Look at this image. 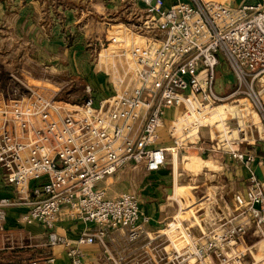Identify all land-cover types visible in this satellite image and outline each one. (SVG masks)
Segmentation results:
<instances>
[{
    "label": "built area",
    "instance_id": "obj_1",
    "mask_svg": "<svg viewBox=\"0 0 264 264\" xmlns=\"http://www.w3.org/2000/svg\"><path fill=\"white\" fill-rule=\"evenodd\" d=\"M141 1V23L109 37L98 52L107 94L88 85L84 102L68 107L54 91L14 83L0 105V167L14 190L0 195V233L9 207L25 205L19 222L44 226L43 244L63 247L70 264H85L95 243L107 264H264V178L256 170L264 156L242 147L256 129L238 101L247 99L264 124V2ZM220 72L233 77L229 92L219 87ZM172 107L183 111L166 142L161 130ZM204 128L218 141L201 145L203 153L243 166L244 190L204 196L151 228L137 194L99 186L128 166L161 170L196 145ZM68 221L97 226L72 240L58 231ZM113 233L126 253L108 252ZM55 261L49 254L31 264Z\"/></svg>",
    "mask_w": 264,
    "mask_h": 264
},
{
    "label": "crops",
    "instance_id": "obj_2",
    "mask_svg": "<svg viewBox=\"0 0 264 264\" xmlns=\"http://www.w3.org/2000/svg\"><path fill=\"white\" fill-rule=\"evenodd\" d=\"M165 1L169 4L178 0ZM224 1H229L228 3L230 4H233L234 2L238 3L236 5L233 4L234 6L241 5V0ZM39 2L40 0H0V31L16 32L15 34H17L24 29L31 30L34 32V36L31 38L34 46H47L48 48H51L58 45V42L54 40L55 31H68L72 28H78L80 30L84 29L89 24V19L86 16L90 13L97 17V25L100 24L104 28L106 25L113 24L111 21H103L106 18H108V20L110 19L107 17L108 15L115 16L117 14H126V12H129L131 7L128 8V6L131 4H133L132 9L137 10V12L144 10V4L141 0H138L135 3H132L131 0H45L44 4L41 5V7H38ZM40 15H46V17L49 15V22L39 24ZM106 27L109 30V26ZM43 31L50 32L51 35H46L45 38L40 39V34L38 32ZM64 39H62L63 44H66ZM20 61L21 57L17 58V56H15L12 59V66L8 70H0V105L7 103L11 98L13 84L10 86L7 85L9 84L10 79H16L15 81L20 82L18 83L19 85L30 86V84L27 83H32L37 78L35 74L12 73V69L14 70V66ZM99 70L100 72L98 71L96 73L98 75L95 76L96 79L97 77L99 78L94 82L95 84L93 83V88L102 94H107L109 92V86L107 84L108 79L104 70ZM5 80H7V84L4 83ZM226 80L227 79H223L224 82H226ZM182 111V107H172L168 109L166 116L167 125L161 130V135L164 141H171L168 135V126L174 118L181 116ZM260 124L259 120H256L254 127L257 129V133L253 132L249 137L248 142L242 144V147H253L259 155L264 156V134L260 133L262 127ZM196 140V145L190 147L186 152L192 151L201 156H214L209 153H203L200 147L201 145L209 146L218 141L213 129H202ZM199 158L201 157L199 156ZM200 160H190L187 162L193 179L191 182L182 183L179 186L181 189L179 191H182L187 187L196 186L198 184L196 181L202 170L204 175L211 174L209 170V161L202 158ZM227 160H229V164H231L230 162H234L229 158H227ZM205 166L207 167L205 168ZM194 167L197 169H194ZM164 168L165 167L159 171L150 172L149 176L152 178H160V172L164 171ZM256 170L260 177L264 178V166H256ZM148 172L149 171L143 165L137 167L128 166L115 175L101 181L99 186L106 188L110 194H116L121 191L135 193L134 190H132L134 187L131 188L130 181L133 178H136L137 181L140 182L137 184V186H139L138 190H141L142 188L143 190L141 191H144L142 197L146 198L148 196ZM226 173L231 176L230 179H234L239 189H245L248 172L243 166L240 165L238 167V165H236L233 167V170L228 168ZM134 181L135 180L133 179L132 182ZM159 182L160 180H158V183ZM158 183L156 182V184H154V189L158 187ZM231 183H233V181L230 182V185ZM172 191V189H169L168 192ZM13 194L14 190L7 182L6 172L0 167V195L12 196ZM137 195L140 198V194ZM163 200L151 199L150 201L146 200L145 202L140 200L143 210L152 218V224L148 225L151 228L159 226L160 222L166 218L162 216V210L164 209L162 207L164 204ZM26 211L27 207L25 205H15L8 209L7 229L5 232L0 233V264H31L32 260L40 259L49 254H54L56 256L55 264H70V259L63 247H51L43 244L46 240L44 226L38 223L25 225L19 222L21 216ZM96 226L97 225L92 222L68 221L61 223L58 226V231L66 235L68 238L75 240L83 231H95ZM126 249L127 244L124 239L116 236L115 233L107 237L108 252L112 254L114 251L126 253ZM106 254L105 248L100 243L88 246L86 248L85 264H107Z\"/></svg>",
    "mask_w": 264,
    "mask_h": 264
},
{
    "label": "rangeland",
    "instance_id": "obj_3",
    "mask_svg": "<svg viewBox=\"0 0 264 264\" xmlns=\"http://www.w3.org/2000/svg\"><path fill=\"white\" fill-rule=\"evenodd\" d=\"M250 1H256V3L264 2V0H241L240 3L244 4ZM44 2L45 0H40L38 7H41ZM233 4L236 5L238 3L234 2ZM128 8H130V10L126 12V14H117L115 16L108 15L107 17L110 19L108 20V18H106L103 20L113 22V24L106 25L109 26V30L106 26L103 28L100 24L97 25V17L90 13L86 16L89 19V24L84 29L72 28L68 31H55L54 40L58 42V45L51 48L47 46H34L33 41H31L34 32L31 30L24 29L17 34H15L16 32H6L2 30L0 31V70H8L12 66V59L15 56H17V58L21 57V61L14 66L15 68L14 70L12 69V73L35 74L37 76L35 81L27 84L37 86L41 90L43 89V94H45V92L52 94L55 92V99L63 104H67L66 106L68 107L83 103L86 94H89V91L83 90L84 85L93 86L95 84L94 82L99 78L97 77L96 79L95 76L98 75L96 74L98 71L100 72L97 55L102 44L107 46L109 42L108 38L116 34L123 36L126 31L122 30H124L126 26L131 27L132 31H134L136 25L141 23V12L132 9L133 4L129 5ZM49 18V15H47V17L46 15H40L39 24L49 22ZM38 33L40 34V39L45 38L46 35H51L50 32L47 31ZM137 38L138 36H136V39ZM62 39L65 40L66 44H63ZM139 40L140 38L138 41ZM218 76L219 87L222 92H229L233 86V83H230V80L233 82L232 75L227 72H220ZM223 79L230 80L229 82L227 80L224 82ZM7 80H5L4 83L7 84ZM15 80L16 79H10L7 85H14ZM15 83L20 82L15 81ZM238 101H241L242 106L248 114V118L256 123L259 117L251 103L245 98L238 99ZM231 104L234 105L235 101H232ZM228 116L230 117V115ZM260 123L259 121V124ZM260 125L262 126L260 133L264 134V124L261 123ZM255 132L257 133V129ZM212 155L217 157H210V155L201 156L190 151L181 152L175 160L169 158L164 171L160 172V178H152L149 176L150 172H148V196L146 198L142 197L144 191L141 190L143 189L141 188V190H138L139 186H137V184L140 182H138L136 178H133L135 180L134 182H132L133 179L130 181L131 188L134 187L132 190H134L136 194H140L139 199L142 202L146 200L150 201L151 199H164V204L162 206L164 208L162 210L163 217L175 215L181 209L189 211V207L193 206L195 200L197 201L204 196H214L219 199L221 195H232L233 192L239 190V187L236 185L234 179H230L231 176L226 173V171L228 168L233 170V167L236 165L239 167L240 165L235 162H230L231 164H229L227 157L220 152H213ZM199 156L209 161V170L211 174L208 173L209 175H204L202 170L196 181V183H198L196 186L187 187L179 191L181 190L179 186L182 183L191 182L193 179L187 162L190 160H200L201 158H199ZM206 167L207 166H205V168ZM194 169L197 168L194 167ZM158 180H160L159 183ZM231 181H233V183L230 185ZM156 182L159 185L154 189L153 186ZM169 189L173 191L168 192ZM186 204L188 205L187 207H185Z\"/></svg>",
    "mask_w": 264,
    "mask_h": 264
},
{
    "label": "bare ground",
    "instance_id": "obj_4",
    "mask_svg": "<svg viewBox=\"0 0 264 264\" xmlns=\"http://www.w3.org/2000/svg\"><path fill=\"white\" fill-rule=\"evenodd\" d=\"M83 90H88V85L85 84Z\"/></svg>",
    "mask_w": 264,
    "mask_h": 264
},
{
    "label": "water",
    "instance_id": "obj_5",
    "mask_svg": "<svg viewBox=\"0 0 264 264\" xmlns=\"http://www.w3.org/2000/svg\"><path fill=\"white\" fill-rule=\"evenodd\" d=\"M171 191V190H170Z\"/></svg>",
    "mask_w": 264,
    "mask_h": 264
}]
</instances>
